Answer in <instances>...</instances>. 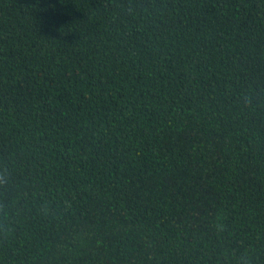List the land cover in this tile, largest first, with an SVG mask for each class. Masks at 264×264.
<instances>
[{
	"label": "trees",
	"instance_id": "trees-1",
	"mask_svg": "<svg viewBox=\"0 0 264 264\" xmlns=\"http://www.w3.org/2000/svg\"><path fill=\"white\" fill-rule=\"evenodd\" d=\"M0 264H264V0H0Z\"/></svg>",
	"mask_w": 264,
	"mask_h": 264
}]
</instances>
